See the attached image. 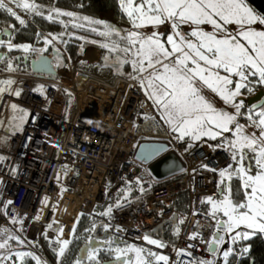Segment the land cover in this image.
Returning a JSON list of instances; mask_svg holds the SVG:
<instances>
[{"label":"built area","instance_id":"1","mask_svg":"<svg viewBox=\"0 0 264 264\" xmlns=\"http://www.w3.org/2000/svg\"><path fill=\"white\" fill-rule=\"evenodd\" d=\"M11 6L24 24L35 26L33 17ZM37 30L56 53L55 73L40 75L0 63V82L12 81L9 92L0 89V243L9 235L18 237L27 247L39 245L49 264H59L63 245L58 241H71L80 216L103 207L105 216L99 220L104 231L130 247L144 249L142 255L153 264L163 262L147 256L149 251L167 256L168 264H223L222 252L218 249L213 257L209 250L216 232L203 209L206 197L221 196L219 173L232 165L230 154L211 142L184 151L161 122L138 79L88 75L78 68L83 62L92 64L84 59L87 50L73 61L56 38ZM6 44L2 41L0 49ZM20 49L26 51L29 46ZM160 130L166 135L159 136ZM142 142L165 143L169 149L143 165L135 159ZM170 153L182 169L158 180L150 167ZM60 172L65 175L57 187ZM81 184L97 188L92 208L83 211L68 231L55 232L65 196ZM133 187L132 193L138 191V196L127 195L126 190ZM183 195L188 197L186 211L177 209ZM175 217L176 241L166 243L165 229ZM165 223L162 239L154 232ZM193 235L197 238L192 239ZM145 237L164 246L149 244ZM44 238L57 253L56 260ZM129 259L135 262V252L126 253L125 262Z\"/></svg>","mask_w":264,"mask_h":264},{"label":"snow or ice","instance_id":"2","mask_svg":"<svg viewBox=\"0 0 264 264\" xmlns=\"http://www.w3.org/2000/svg\"><path fill=\"white\" fill-rule=\"evenodd\" d=\"M121 2L123 4L124 0ZM11 5L36 10V6L27 0H0V11L14 17L21 25L25 21ZM127 7V14L133 19L135 27L171 22L173 34L168 35L164 42L158 33L142 36L131 32L127 36L129 46L120 49L125 55L130 52L133 55L131 66L137 73L133 79H138L142 87L151 90L148 92L149 98L160 110L161 119L171 126L173 132L179 133L180 139H216L226 132L233 133L235 137L228 141V147L238 166L220 171L219 175L224 178L221 181L224 185L222 198L207 201L211 205L212 227L216 232L209 244L213 257L218 254V248L227 243L221 233L228 234L233 242L247 240L257 232L264 234V107L254 114L249 112L247 117L259 129L258 135L255 132L247 133L245 126L237 121L244 108L243 100H237L242 90H253L252 78H255V83L264 85V30L254 27L264 26V15L256 14L246 0H138L135 7L133 0H127ZM65 15L70 16L71 13ZM184 24L193 26L189 36L194 40L176 31ZM203 25H211L212 31H205ZM230 25H235V30H231ZM233 77L238 79L234 81ZM6 83L11 84L12 81ZM205 87L231 105L235 113L218 110L202 94ZM12 107L15 108V105ZM150 151L154 153L158 150ZM233 176L242 182L243 196L239 200L233 199L232 189L226 183ZM108 212H111V208ZM241 228L245 230L237 231ZM196 238L193 235L192 239ZM8 240L22 243L18 237L9 235L0 243V249L8 247ZM145 240L157 247L164 246L149 237H145ZM58 243L63 245L59 248V255L64 256L71 241ZM107 243L111 244L112 241ZM98 251L95 247L86 250L76 264H87L94 259L95 264H100L94 255ZM115 251L118 253L117 260L121 259L120 253L135 252V262L129 259L125 264H153L142 255V248H116ZM248 251V247L242 250L243 253ZM15 255L23 259L32 254L18 252ZM221 255L223 264H228L233 250L225 249ZM147 256L168 264L167 256L150 251ZM32 258L39 264L37 257ZM3 259L0 258V264ZM200 264L211 262L201 261Z\"/></svg>","mask_w":264,"mask_h":264},{"label":"rangeland","instance_id":"3","mask_svg":"<svg viewBox=\"0 0 264 264\" xmlns=\"http://www.w3.org/2000/svg\"><path fill=\"white\" fill-rule=\"evenodd\" d=\"M134 1L135 0H133V3H134ZM20 10H22V12H26V10L23 8H20ZM39 11H40L39 14L43 13L41 16H43L47 20L52 21V22H56L65 28L62 32V35H63V37H65L66 41H70L72 43H75L79 40L85 39L83 49H82V54H81V56H79V58L77 60L82 58L84 51L87 50L88 48H94V49L99 50L98 51L99 53L95 50H94V52H92L91 50H87V53L84 57V59L86 61L95 62V61L99 60L97 58V54H98V56L100 54L101 59H100V62L98 65L93 67V66H89L86 62H83L82 64H80L78 66V68L81 69L86 74H87V72L91 71L96 76H104L105 73L107 72V74H109L108 76H110L109 79L113 78L114 76H119V77H125L126 76L128 78V77H133V76L137 75V73H135L133 71V68L131 66V61L134 59L131 52L129 54L125 55V53L120 51V49L126 48L129 46V43H127L126 39H125V32L126 31L130 30L129 31L130 33L136 32L142 36H148V35H152L153 33H158L160 38H161V41L164 42L166 40V37L168 36L167 35L168 34L167 33L168 28L172 29V27L170 26L171 25L170 21L165 22L163 24V26L166 28L165 31L161 28V26H160L161 24L155 25V26L151 25V24H143L140 27H135L133 24V19L130 18L127 14V12H128L127 6L125 7V13H124L125 18L127 19L126 21H123L122 15L114 14V13H111L109 11L100 12L95 19H88V18L79 19V18H77V16L74 13H71L70 16L65 15V13H70V12L57 11V13L56 12L55 13H49L46 15V14H44L45 11L43 9L42 10L40 9ZM137 23H139V21H137ZM169 23H170V25H169ZM202 27L205 31H209V32L212 31L211 25H203ZM254 27H257L258 30H264V26H255L254 25ZM192 28H193V26L188 25V24H184V25H181L176 31H180L181 34L184 35L186 38H190V39L194 40L195 38L189 36L190 32L192 31ZM229 28L231 30H235L236 26L230 25ZM171 29H169V30L171 31ZM43 32L47 35L54 37V35H52L48 32H45V31H43ZM172 34H173V29H172ZM43 39H44V37H43ZM2 41L7 42V44H6L7 47H5L4 49L10 50V49L15 47V44L12 40L11 41L2 40ZM9 44H11V48L9 47ZM48 45H49V43L47 42L45 44L44 48L42 46V47L38 48L37 50L38 51L46 50ZM105 45H107V47H105ZM98 46H101V47H98ZM168 47H170V46H168ZM132 51H135V49H132ZM13 59H14V57H13ZM124 61H126V62H124ZM60 63L62 64L63 61L61 60ZM104 67L107 68L108 71H105ZM88 69H89V71H88ZM221 74L223 75L224 73L222 72ZM143 75L147 76V73H144ZM233 79L235 81L238 78L233 77ZM252 79H253V85H255V88H252L253 90L251 91V93H253L257 89L259 91H261V90L264 91V87L260 88V84L255 83V78H252ZM9 85L10 84H8V83L0 82V89L5 88L6 91L9 92L10 91ZM140 86H141V84H140ZM141 88H142L143 92L145 93V95L147 96V98L149 99V101L153 104V106L157 110L158 116H159L161 122L164 124V126L167 129L170 128L169 132L172 135V137L176 143H178L179 145H182L183 148H190V147H192V146H194V145H196L202 141L215 142L217 146H219V147L223 148L225 151H227L230 154L231 159H232V151L228 147V141L235 138L233 133H227V132L223 133L222 136L217 137L216 139H209L208 137H203L202 139L196 140V141L192 140L190 137H184L183 139H180V138H178L179 133L173 132L171 126L167 123L165 124L164 120L161 119L160 110L155 105L153 99L149 98L148 92L151 90L146 89L142 86H141ZM243 90H242V95L240 97H237V100L238 101L243 100L245 108L241 109V113L237 117V121L241 125L245 126V131L247 133L255 132L258 135L259 129L255 128L252 125L251 121L248 120L247 117H248L249 112H252L254 114L255 112L261 110V108L255 112H253L249 108H247L246 107L247 106L246 100H248L250 97ZM202 94L205 95V97L207 99H209L218 110L227 111V112L233 113V114L235 113V109L232 108L231 105L225 103V101H223L216 93L212 92L210 89H207L206 87L203 88ZM253 96H251V97H253ZM70 105H71V103H70ZM246 163H247V161H246ZM237 166L238 165L236 164V162L232 159V165L230 167L234 169ZM229 168H226V169H229ZM226 169H224V170H226ZM64 175H65L64 172H60L57 175V183H58L57 187H59V184L62 182ZM233 177H236V176H233ZM222 180H224V178H222L219 175V182L221 183ZM226 182H228V181H226ZM133 189H134V187L130 190H126L127 195L132 193ZM221 198L206 197L204 199V204H205L204 211L208 215H210L211 205L209 203H207V201L209 199L219 200ZM64 212H63V210L60 209V213L58 214V219L63 218ZM80 214L81 213H79L77 217H79ZM244 230L245 229L241 228V229H238L237 231H244ZM257 234H258V232H257ZM225 235L228 237L227 242H229V244H230L227 247L231 248L233 250V254L234 253H240L237 251L236 244L245 241V239H240L238 241L233 242L231 240V237L228 234H225ZM253 236H251L250 238H252ZM249 239H247V240H249ZM72 241H73V239L71 240V243H72ZM1 243H3V242H1ZM71 243L68 245V247L71 245ZM128 247H130V245H125L123 247H120V249H126ZM244 247L245 246H242L241 249L243 250ZM18 252L31 253L32 255L31 256H25L23 259H21L20 257H17L15 255V253H18ZM114 253L118 254V253H116V251ZM33 256L37 257L39 259V264H49L48 259L45 257V255L39 254V251L36 249L35 246H33V247L32 246L31 247H27V246L20 247V245L14 246V245H10L8 243L7 248L0 249V258H4L2 260V264H19L20 261H22V260H23V264H37V260L33 259L32 258ZM230 257L228 260V264L230 261Z\"/></svg>","mask_w":264,"mask_h":264},{"label":"trees","instance_id":"4","mask_svg":"<svg viewBox=\"0 0 264 264\" xmlns=\"http://www.w3.org/2000/svg\"><path fill=\"white\" fill-rule=\"evenodd\" d=\"M37 3V8L55 10L60 12H70L74 13L79 19H95L98 14L102 11H109L114 14H123V5L121 0H31ZM249 6V5H248ZM50 8V9H49ZM20 9V8H18ZM253 9V8H252ZM47 10V11H48ZM22 11V10H21ZM24 11V10H23ZM254 12H256L253 9ZM40 12V11H39ZM36 13L35 15L29 12H24L26 15L33 17L34 25L23 24L21 25L14 17L9 16L6 12L0 11V39L13 41L15 47L12 49H0V63L5 65H11L18 69H23L25 71L31 70V61L37 59L40 56H49L52 57L55 53L54 49L48 45L46 50L38 51L37 49L45 47L47 43L43 39L42 35L37 30L48 32L58 40L69 52L70 57L73 61H76L79 56L82 54V49L84 45V40H79L75 43L66 41L63 37L62 32L65 29L60 24L52 22L41 16L42 14ZM257 13V12H256ZM260 15L259 13H257ZM22 45H28L29 49L23 51L20 49ZM14 57V59H13ZM1 58V57H0ZM57 56L54 57V63ZM125 78H127L125 76ZM264 85L260 84V88ZM249 97L256 95L259 92L257 89L253 93L243 90ZM251 110V107L246 106ZM245 108V107H244ZM243 108V109H244ZM252 111V110H251ZM205 142V141H202ZM202 142L190 147L183 148L184 151L189 152L193 148L197 147ZM211 142V141H208ZM216 145L215 142H211ZM232 189L233 199L239 200L243 196V190L241 189V181L237 177H233L231 181L226 182ZM138 191L132 193L133 196H138ZM218 196L217 198H221ZM205 207V204H204ZM188 208V197L186 195L180 196L177 200V209L181 211H186ZM203 212L207 214L204 209ZM208 215V214H207ZM104 208L96 207L92 214L86 215L83 214L80 216L78 223L76 224L73 235L72 243L65 250V254L62 259L59 261V264H76L78 251L83 246L93 232L97 229L100 224L99 217H104ZM211 216V215H209ZM179 231L178 226L169 225L165 229L164 240L166 243H174L176 241V235ZM71 239V240H72ZM10 245H20V247H25L26 245L21 242H10ZM44 245L47 251L50 253L51 257L56 260L57 253H55L50 247V241L44 238ZM237 251L240 253H234L230 257L229 264H264V234L258 233L254 235L249 240H245L241 243L236 244ZM245 246L249 248V251L246 253L242 252L241 247ZM36 249L39 251V254H43L39 245H35ZM44 255V254H43ZM19 264H23V260Z\"/></svg>","mask_w":264,"mask_h":264},{"label":"water","instance_id":"5","mask_svg":"<svg viewBox=\"0 0 264 264\" xmlns=\"http://www.w3.org/2000/svg\"><path fill=\"white\" fill-rule=\"evenodd\" d=\"M246 3L253 8L257 13L260 15H264V0H246ZM1 40V39H0ZM56 56V53L53 54L52 57L49 56H40L35 60H32L31 70L34 73L40 74V75H47V74H53L54 72V57ZM2 58V56L0 55ZM247 106L251 107V110L255 112L257 109L261 108L264 105V91H259L254 95L253 97H250L248 100H246ZM156 149L158 151H155L152 153L150 150ZM169 146L165 143L161 142H142L137 147L136 153H135V159L145 165L150 162H152L155 158L160 156L161 154L168 151ZM182 169V165L180 161L177 159V157L170 153L161 160L157 161L150 167L151 173L158 179L163 180L169 176H172L178 172H180ZM224 185H222V188ZM222 191V190H221ZM221 195V192H220ZM171 225L176 226L177 225V218L175 217L171 222ZM167 225L165 223L162 227L157 229L154 232V235L160 236L163 239V233L164 228ZM101 227H97L95 232H97ZM108 237H111L110 235H107ZM126 244V243H125ZM95 247L93 243L85 244L83 245L79 251L77 259H80L82 256H84L86 250H89L91 248ZM96 248V247H95ZM211 252V251H210ZM212 253V252H211ZM125 262L124 259H120L117 261H113L111 263H105V264H123Z\"/></svg>","mask_w":264,"mask_h":264},{"label":"bare ground","instance_id":"6","mask_svg":"<svg viewBox=\"0 0 264 264\" xmlns=\"http://www.w3.org/2000/svg\"><path fill=\"white\" fill-rule=\"evenodd\" d=\"M158 135L165 136L166 132L160 130ZM96 190V187L89 189L85 185L81 184L78 186L75 193H68L65 196L61 208H59V213L60 209L63 210V212L65 211L63 213V218L58 219L57 215L53 230L58 233H60L63 229L68 231L70 226L78 218L77 216L79 213L89 211L92 208L93 202L96 198Z\"/></svg>","mask_w":264,"mask_h":264},{"label":"flooded vegetation","instance_id":"7","mask_svg":"<svg viewBox=\"0 0 264 264\" xmlns=\"http://www.w3.org/2000/svg\"><path fill=\"white\" fill-rule=\"evenodd\" d=\"M262 107H264V105ZM98 227H101V228L97 232L94 231L93 234L89 237V239L86 242H84L83 245L93 243V245L97 249H99V251L95 253L94 255H95V258L99 260L100 264L111 263L113 261H117L116 259L117 254L114 253L115 249L123 247L128 244H125L124 241H120L113 237H108L107 235L109 234L104 231L103 224H99ZM221 234H223L225 236V240L228 241V237L224 233H221ZM108 241H112V243L109 244L107 243ZM228 245H230L229 242L220 246L218 249L221 252H223L225 248L226 249L228 248L227 247ZM121 254H123V257L121 259L125 260L126 253H121ZM87 264H95V259L92 261H88Z\"/></svg>","mask_w":264,"mask_h":264},{"label":"crops","instance_id":"8","mask_svg":"<svg viewBox=\"0 0 264 264\" xmlns=\"http://www.w3.org/2000/svg\"><path fill=\"white\" fill-rule=\"evenodd\" d=\"M27 2L28 3H30V4H34L35 6H36V10L35 11H33V10H26V12H29V13H33L34 15L36 14V13H38L39 12V8H37V3L36 2H34V1H31V0H27ZM138 2V0H135L134 1V3H133V7H135V5H136V3ZM123 5V14H122V18H123V21H126L127 19L125 18V7L127 6V0H124V3L122 4ZM50 9V8H49ZM45 12H44V14H49V13H57V11H55V10H48V9H43ZM48 10V11H47ZM43 14V13H42ZM169 25H170V23H169ZM161 26V28L165 31V27L163 26V24H161L160 25ZM171 26V25H170ZM169 29H171V28H168V34L167 35H171L172 34V29H171V31L169 30ZM132 30V29H131ZM147 30V29H146ZM130 30H128V31H126L125 32V39H126V42L127 43H129V41L127 40V36H128V34L130 33L129 32ZM98 47H101V46H98ZM87 50H91L92 52H94V50L95 51H99V50H97V49H94V48H88ZM99 53V52H98ZM97 58L99 59L98 61H95V62H91L92 64H88L89 66H93V67H95L96 65H98L99 64V62H100V59H101V57H100V54H99V56H98V54H97ZM86 64V65H87ZM105 68V67H104ZM88 71H89V69H88ZM105 71H108L107 70V68H105ZM98 73V72H97ZM87 74L88 75H91V76H96V75H94L91 71H89V72H87ZM104 75V74H103ZM109 74H107V72L105 73V75L104 76H98L99 78H101V79H109L110 78V76H108ZM166 124V123H165ZM167 129V128H166ZM170 129V128H169ZM168 129V130H169ZM235 178V177H234ZM229 182V181H228Z\"/></svg>","mask_w":264,"mask_h":264}]
</instances>
